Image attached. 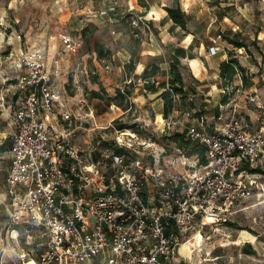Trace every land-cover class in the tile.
Masks as SVG:
<instances>
[{"label": "built area", "instance_id": "1", "mask_svg": "<svg viewBox=\"0 0 264 264\" xmlns=\"http://www.w3.org/2000/svg\"><path fill=\"white\" fill-rule=\"evenodd\" d=\"M150 24L144 9L130 16L136 38ZM59 37L68 53L83 47L79 36ZM20 66L7 90L16 96V128L4 226L11 237L22 231L30 246L14 264H182L189 232L226 220L237 202L263 189L264 172L255 169H264V122L251 128L240 115H219V124L181 121L186 137L205 147V161L181 152L184 168L174 169V161L160 162L164 147L157 151L136 130L116 129L112 141L100 143L107 126L95 124L85 95L60 91L58 58L50 64L40 48L21 45ZM166 89L179 98L169 82ZM95 129L96 146L76 143L79 131Z\"/></svg>", "mask_w": 264, "mask_h": 264}, {"label": "crops", "instance_id": "2", "mask_svg": "<svg viewBox=\"0 0 264 264\" xmlns=\"http://www.w3.org/2000/svg\"><path fill=\"white\" fill-rule=\"evenodd\" d=\"M21 1L23 0H0V23L7 20L5 17L7 9L17 7ZM46 1L53 6V9L63 11L62 16L65 21L70 20L75 24L78 34L73 35L81 37L82 40L83 37L86 38L83 35L84 27L96 24L99 18L97 13L91 12L93 10L90 3L83 4L82 2V5H78L77 0ZM128 4L131 12L144 9L151 24L150 30L142 32L143 39L133 35L131 26L130 28L121 26L112 29V33L115 34H112L110 38L115 46H113L114 50L110 47L113 50L110 56L113 55L119 61L112 65V71L103 73L105 79L103 83L110 91L116 86L121 89L122 86L129 88L130 105L122 112L133 107L135 111L140 108L139 114H143L144 128L147 129L152 125L156 129L168 131L167 134L176 131L186 134V128L180 125L181 121L184 125L192 122L204 125L222 123V119L218 118L219 115L227 119L231 115L240 114L251 128L261 127L264 122V75L262 73L253 74L254 62L258 60L256 58L253 60L250 48L256 45L258 49L264 51V24L262 22L255 28L252 22L246 25L243 15L234 13L239 8L235 0H128ZM169 6H180L186 12L188 19L185 27L169 16L167 10ZM232 6L235 8L233 9ZM76 10L79 11L78 17L74 14ZM105 12V10L102 11V13ZM33 17L38 19L36 15ZM114 20H118L114 15L108 14L105 18L110 25H112L111 22H115ZM34 23L38 24L37 20ZM131 33L136 40H133ZM229 38L241 40L248 46H236ZM90 40L99 44L102 42L97 35L90 37ZM138 42L139 46H137ZM211 46H215V51H211ZM177 48H182L185 51L184 54L176 55ZM229 51L232 52L231 55L234 58L238 59L244 70L235 65L234 71L230 72ZM151 57L158 58L160 69L155 76L145 79L143 73L148 65L151 66L149 61ZM178 57L180 64L186 65L184 71L180 67L186 97L182 98L180 95L179 98L173 99L172 107L165 116L163 92L166 90V85L159 86L156 91L148 89L147 86L149 87L152 81H155L156 85L160 82H170L173 77L171 62ZM131 60L134 63L133 68L127 66ZM249 70L251 76H247ZM130 77L134 81L128 83L126 79ZM59 78L60 75L58 80ZM14 82L0 88V145L7 144L5 149L0 151V171H3L4 175L1 180L4 186L2 201L5 204V177L12 156L10 134H13L12 131L16 128L13 112L16 96L12 95L11 91L7 93V90ZM227 82H231V87L236 88L234 92L231 90L233 93L226 91L229 86ZM92 99H97V97L93 96ZM258 103L262 107H259ZM93 109L95 124L102 126L97 123V111L94 107ZM148 109H151V114ZM241 230L248 232L250 236L240 243L258 241V234L255 235L246 229ZM231 242L236 243L234 240ZM260 242L258 241L260 247L264 249V241ZM186 247H181L180 251L187 253L184 250L187 249ZM249 248H253L254 252L241 249L235 256L228 259H217L208 264H264L263 253L259 246L252 244L248 246ZM216 257L218 258V253ZM182 264L190 263L184 260Z\"/></svg>", "mask_w": 264, "mask_h": 264}, {"label": "rangeland", "instance_id": "3", "mask_svg": "<svg viewBox=\"0 0 264 264\" xmlns=\"http://www.w3.org/2000/svg\"><path fill=\"white\" fill-rule=\"evenodd\" d=\"M113 1L116 2L112 3L110 0H77L78 5H82V2L83 4L90 3L93 10L91 12L97 13L99 16L97 23L89 25L86 30V38L83 37V50H80L77 54L68 53L62 47L59 33L65 31L78 34V31L75 24L71 23L70 20L65 21L62 16L64 15L62 14L63 11L59 8V10L53 9V6L48 4L46 0H23L17 7L8 8L5 12L7 20L0 23V88L3 85L9 86V83L15 81L21 70L20 45L24 48L31 46L40 48L50 64L54 58L59 59L61 74L58 80V88L60 91H65L70 95H85L91 106L97 111V123L107 126L102 130L79 131L75 141L80 147L92 148L96 146L97 140L101 137L99 134L101 131L104 132L106 139H100V143H104L112 141L116 129L136 130L141 138L155 141L157 151L161 150V146L164 147V151L160 152L159 155L161 163L174 161V163H171L174 169H183L184 166L180 159L181 152H184L191 159L196 158V156L189 154L183 148L180 151V147L167 136L168 131L156 129L152 125L148 126L147 129L144 128L142 125L143 114H139L140 108H138V111H135L133 107L122 112L130 105L131 97L129 95L131 94L125 93L123 96H117L116 91L120 87L116 86L114 90L110 91L103 83L105 80L103 73L112 71V65L119 61L117 58L111 59V66H106L111 57V52L114 50L113 46H115L111 43L113 40L110 38L112 34H115L112 33V29L121 26L130 28V16L134 13L130 11L128 0ZM235 1L239 8L234 13L243 15L246 25L252 22L255 28L261 22L264 24V0ZM110 6H113V9ZM95 9L97 11H94ZM103 10L106 12L102 13ZM78 12V10L74 12L76 17L79 16ZM107 13L117 17L118 22L114 20L115 22H111L112 25L108 24L105 21V18L108 17ZM34 15L38 19L34 18ZM36 20L38 24L34 23ZM95 35L102 40L97 47L96 42L90 40V37ZM132 38L136 40L133 35ZM250 50H252L253 60L255 58L258 60L254 62L253 74L259 75L262 73L264 75V51L258 49L256 45L251 46ZM149 61L150 63L153 62L150 58ZM181 68L184 71L186 65L181 64ZM251 75L249 70L247 76ZM227 83L229 86L226 91L231 92L233 90L234 92L236 88L231 87V82ZM122 87L123 90L126 89L125 86ZM94 90L100 93L97 99H92ZM148 112L151 114V109H148ZM132 124L134 125L131 126ZM11 141L12 134H10ZM148 151L149 149H146V152ZM152 158L148 159L151 160ZM190 162H193V160ZM3 176V171H0V264H14L16 259L19 258L17 253L20 252L21 248L30 246V243L27 242V237L22 231L18 237H11L6 231L4 225L7 220V211L6 204L2 201L4 186L1 183ZM259 179L264 186V174ZM241 229H246L255 235L258 234V241H264V187L263 189H256L249 198L237 202L235 211L226 220H219L209 225L202 231V234L197 233L195 235L196 230L189 232L186 237H194L186 244L187 253L181 252L183 261L186 260L187 263L193 264H208V262L217 259H228L235 256L241 249L247 250L249 242H231L237 238ZM258 241L249 244L250 246L252 244L258 245L264 257V249L260 247ZM193 248L195 249L193 250ZM217 253L218 258L216 257Z\"/></svg>", "mask_w": 264, "mask_h": 264}, {"label": "trees", "instance_id": "4", "mask_svg": "<svg viewBox=\"0 0 264 264\" xmlns=\"http://www.w3.org/2000/svg\"><path fill=\"white\" fill-rule=\"evenodd\" d=\"M167 10H168V13H169V16L177 23H179L180 25H182L183 27H185L186 25V22H187V19H188V15L186 14V12L180 7V6H177V7H172V6H169L167 7ZM89 26H86L84 27L83 29V35L85 36L86 35V30L88 29ZM231 42L234 43V45L236 46H245L247 47L248 44L241 41V40H237V39H233V38H229ZM97 45H100L99 43H96V47ZM137 46H139V42L137 43ZM176 55H183L184 54V50L182 48H177L176 49ZM229 54H230V72L234 71V67L235 65H238L239 68L241 70H244V67L241 66L239 64V61L238 59L234 58L231 54L232 52L229 51ZM151 60H153V62L150 63V67L149 65L145 68L144 70V73H143V76L145 79H149L150 77L152 76H155L156 73L159 71L160 69V66H159V60L158 58L156 57H151ZM180 60H179V57L172 60L171 62V71H172V79H170V85L171 87L180 93L181 97L184 98L186 97V89L184 88V81H183V76H182V72H181V64H180ZM129 68H133L134 67V63H133V60H131L128 65H127ZM245 80V79H244ZM166 83L165 82H160L159 85H156L155 81H152L149 85V87L147 86L148 89L152 90V91H156L159 86L160 87H163L165 86ZM125 93H130V90L129 88L126 87L125 90L121 89V88H118L117 91H116V95L117 96H123ZM93 96H100V93L96 90L93 91ZM114 98L116 96H113ZM163 97H164V100H165V111H164V115L167 116L168 115V112H169V109L172 107V103H173V97H172V94L170 92V90L166 89L164 92H163ZM134 124H132L131 126H133ZM169 137L170 140H172L173 142H175L180 148H183V149H186L187 152L189 154H197L200 156L201 158V161H205V147L198 143V142H195V141H192L191 139H188L186 137V134L185 132H174L172 134H168L167 135ZM7 146V144H2L0 145V151L1 150H4L5 147ZM256 171H263L264 172V169L263 168H256L255 169ZM248 245H250L248 243ZM248 252H254V249L253 248H249L247 249Z\"/></svg>", "mask_w": 264, "mask_h": 264}, {"label": "bare ground", "instance_id": "5", "mask_svg": "<svg viewBox=\"0 0 264 264\" xmlns=\"http://www.w3.org/2000/svg\"><path fill=\"white\" fill-rule=\"evenodd\" d=\"M127 133H129L128 131H127ZM197 233H201V232H197ZM196 233V234H197ZM202 234V233H201ZM248 236H250V234L248 233V232H246V231H244V230H241L240 231V235L234 240L236 243H240V242H242L245 238H247ZM189 241H190V239L188 240V241H186V242H184L183 243V245H182V248L184 247V246H187L186 244L187 243H189ZM192 245V244H191ZM184 250H186V249H184Z\"/></svg>", "mask_w": 264, "mask_h": 264}]
</instances>
